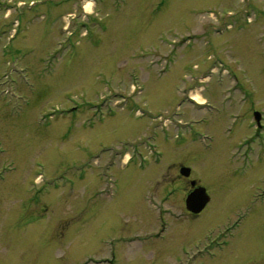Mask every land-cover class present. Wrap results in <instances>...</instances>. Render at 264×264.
<instances>
[{
  "label": "rangeland",
  "instance_id": "374dc122",
  "mask_svg": "<svg viewBox=\"0 0 264 264\" xmlns=\"http://www.w3.org/2000/svg\"><path fill=\"white\" fill-rule=\"evenodd\" d=\"M99 1L0 0V264H264V0Z\"/></svg>",
  "mask_w": 264,
  "mask_h": 264
},
{
  "label": "flooded vegetation",
  "instance_id": "af4514ba",
  "mask_svg": "<svg viewBox=\"0 0 264 264\" xmlns=\"http://www.w3.org/2000/svg\"><path fill=\"white\" fill-rule=\"evenodd\" d=\"M245 103H246V101H244V103H242V104H245ZM256 113L260 114V119L258 120V122L255 120L256 122L254 123V126H256V131H258V132L264 131V127H263L264 124L262 123L263 113L261 112V110L254 109L252 111V114L255 116ZM258 139H259L258 146H264V133L263 134L261 132L258 133ZM193 181H195V180H193ZM193 181L191 182V185H190L191 186L190 191L185 197V205H186V208H187L189 213H191L193 215H199L200 213H202L206 209L208 204L200 212H193V211H191L188 208V206H187L188 197L193 193V191L197 187L203 186L201 184H198L197 182L193 183ZM259 197H260V195H259ZM247 212L248 211H244V213H246V214H247ZM158 217H159L160 223L162 225H164V228L168 226V229H167V231H168L170 229L169 226L171 225V220H172L173 216H171L169 218L170 225H169V222L165 218V214H164V210L163 209L160 210ZM251 218L252 219L254 218L253 219V221H254L257 217L255 215H254V217L250 216L249 212H248L247 216H244L243 212H240L239 214H237V216L235 218H233L232 221L229 218L228 220L230 222L225 224L224 228L222 227V229H220V230H218L216 232H214L213 230L207 231V235L209 236L208 238H205V233H204V238L196 246L195 250L192 253L186 247L188 245H186V244L185 245H181L182 255H178L177 259L186 258L185 261H187L190 257H193V259L200 258L201 262H209V264H212L211 261H214L215 259H217L221 252H227L228 250L226 249V247L228 245L230 246L235 239H238V237L240 236L239 235L240 230L243 229V227L240 228L241 227L240 225L242 224L243 220H246V221L250 222ZM253 221H252V223H253ZM181 231H182V228H181ZM188 231H190V230H188ZM188 231H187V233H188ZM180 234H182V232ZM159 235L160 234H158V236ZM241 242H243V241H241Z\"/></svg>",
  "mask_w": 264,
  "mask_h": 264
},
{
  "label": "water",
  "instance_id": "95a60500",
  "mask_svg": "<svg viewBox=\"0 0 264 264\" xmlns=\"http://www.w3.org/2000/svg\"><path fill=\"white\" fill-rule=\"evenodd\" d=\"M182 174L189 176L191 169L189 167L182 168ZM209 201V196L207 195L205 187H199L188 197V207L189 209L200 212Z\"/></svg>",
  "mask_w": 264,
  "mask_h": 264
},
{
  "label": "bare ground",
  "instance_id": "6f19581e",
  "mask_svg": "<svg viewBox=\"0 0 264 264\" xmlns=\"http://www.w3.org/2000/svg\"><path fill=\"white\" fill-rule=\"evenodd\" d=\"M88 8H90V5L88 6ZM194 98H195L196 100H200V99H202V97H201L199 94H197V93H196V95H194Z\"/></svg>",
  "mask_w": 264,
  "mask_h": 264
}]
</instances>
